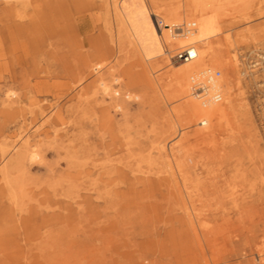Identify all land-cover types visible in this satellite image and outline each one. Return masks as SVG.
<instances>
[{"label": "rangeland", "instance_id": "374dc122", "mask_svg": "<svg viewBox=\"0 0 264 264\" xmlns=\"http://www.w3.org/2000/svg\"><path fill=\"white\" fill-rule=\"evenodd\" d=\"M30 1L42 4L33 22L26 0H0V144L11 146L16 139L6 138L22 131L36 135L44 159L23 175H10L29 196L18 207L0 178V208H11L30 228L10 231L15 247L0 246V264H15L17 253L21 264H264V72L247 69L264 57L253 41L264 29V0H252L247 11L225 10L218 38L247 39H237L240 67L229 74L240 80L244 101L233 134L218 136L213 145L194 139L195 125L183 126L182 137L178 128L161 136L169 123L163 112L180 102L163 82L165 94L130 85L141 82L142 67L129 48L115 47V25L98 9L100 0L72 18L82 16L83 26L73 33L67 26L63 42L59 0ZM247 18L248 24L242 21ZM243 69L252 73L242 77ZM168 71L160 61L155 77ZM100 76L109 82L120 77L112 86L125 115L110 100L92 96L90 86ZM7 90L18 104L6 110ZM159 138L187 147L184 175L204 226L182 255L176 252L177 261L168 238L176 187L152 150ZM7 149L5 162L17 150ZM42 217L55 221L43 225Z\"/></svg>", "mask_w": 264, "mask_h": 264}, {"label": "bare ground", "instance_id": "6f19581e", "mask_svg": "<svg viewBox=\"0 0 264 264\" xmlns=\"http://www.w3.org/2000/svg\"><path fill=\"white\" fill-rule=\"evenodd\" d=\"M100 1V5L95 0H59L56 3L59 11L61 42L64 41L67 26L72 33L75 26L78 28L83 26V23H79L82 22L83 17H76L72 20L74 16L88 13L98 5V9L100 8L105 15H109L115 25L117 41L115 47L129 48L138 60L139 66L142 67L141 82L133 80L130 81V85L139 86L144 90L157 87L162 93L160 82H163L162 87L166 88L165 92L180 102L168 112H163L169 123L167 129L161 132V136L164 137L166 133L173 135L178 128V136L182 137L183 126L189 128L195 125L199 127L195 131L194 139L203 144H215L214 141L220 135L230 137L233 134L232 126L237 118L236 114L243 108L244 101L243 91L239 87L240 80H233L229 76L230 73L236 74L240 67L238 66L240 63L237 46L242 41L237 40L240 35H236L237 39L229 35H226L224 39L218 37L221 34V25L225 22V10L247 11L252 0H176L175 3L149 0L151 12L147 6L148 0ZM26 5L32 7V15L29 18L33 22L39 16L42 4L26 0ZM242 21L248 24L249 18ZM184 25L194 26V31L190 34L183 33ZM240 39L246 38L244 36ZM253 41L255 45H259V48L256 47V49L258 48L264 53V29L258 30L253 36ZM189 49H193L195 59L179 62L173 67L171 59L174 60L176 54ZM160 61L166 68H169V71L163 78L157 79L154 69L159 67ZM92 70L96 71L97 68L92 67ZM242 71L240 73L242 77H247L252 73L249 72V74L244 69ZM216 72L219 73V77L214 79L212 76ZM262 77L263 86L264 74ZM119 80L120 77L109 82L103 76L96 77L90 86L92 96H100L102 100L108 99L110 105H114L116 110H122L124 102L119 104L115 99L118 93L113 90L112 86V83L118 84ZM198 85L201 86V89L202 86L208 88H206L204 103L192 96L193 87ZM216 95H218V100L212 97ZM14 96L13 90L5 92V100L2 105L6 110L12 109L14 105L18 104V102L9 101ZM125 98L130 99V96L126 95ZM134 98L137 99L139 96ZM123 110L125 115L126 109L123 108ZM35 136H30L27 132L22 131L6 138V140L10 137L16 139L11 146L4 142L0 144V178L4 182L9 200L16 207L20 206L23 198L29 196L25 192L23 193L22 185L15 178L12 179L10 175L13 172L23 175L30 166L43 163L44 158L38 149V140H34ZM174 138L170 141V145L166 143L165 139H157L152 150L162 160L165 173L176 187L172 195L174 202L170 205L169 210V213L172 214L171 222L175 225L167 234L172 243L171 253L177 261L179 258L177 253L182 255L189 237L197 238V230L203 229L204 226L199 209L195 206L192 191H189L191 186L187 184V178L184 175L181 158L187 152V147L175 141ZM7 148L17 150L13 158L5 162L4 154L8 150ZM176 178L180 179V186H178ZM29 199L31 201L33 198ZM46 201L44 200V202ZM48 204L51 205L49 202ZM250 210H252L251 204H249ZM30 212H33L34 216L37 214L34 209ZM52 217H42L41 224L47 225L55 221ZM70 218V216L65 217L67 220ZM26 222L27 220L15 219L14 211L11 208H0V246L5 244L15 247L10 231L14 228L15 231L22 229L26 232L28 229V226H25ZM27 235L30 237L31 234L27 233ZM261 244L264 246V242ZM17 255L18 253L12 256V261L15 264H21V259L17 258Z\"/></svg>", "mask_w": 264, "mask_h": 264}, {"label": "built area", "instance_id": "2783aa9c", "mask_svg": "<svg viewBox=\"0 0 264 264\" xmlns=\"http://www.w3.org/2000/svg\"><path fill=\"white\" fill-rule=\"evenodd\" d=\"M194 28H195L194 26H189V25L186 26V25H184L182 32L185 33V34H190L191 32L194 31ZM193 59H195V53H194L193 49H189L187 51L179 52L178 54L175 55V58H174V60L176 62H188V61H191ZM255 68L257 69V71L264 72V57L263 56H257V59L255 61H253L250 64H248V71L249 70L253 71V69H255ZM218 77H219V73L218 72H216L214 74V76H212V78H214V79H217ZM204 84H206V83H204ZM206 88H207L206 86L205 87L202 86V89H201L200 85L194 86L193 87V91L191 92L192 96L195 97L196 100H199L202 103H204L205 102L204 98L206 97L205 94L207 92ZM212 97H215L216 100L219 99L218 95L212 96Z\"/></svg>", "mask_w": 264, "mask_h": 264}]
</instances>
